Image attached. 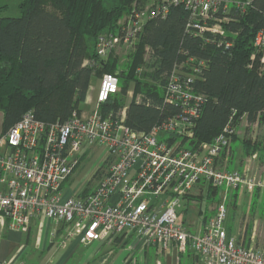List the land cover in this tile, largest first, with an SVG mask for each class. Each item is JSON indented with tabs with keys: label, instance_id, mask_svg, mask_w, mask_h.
Listing matches in <instances>:
<instances>
[{
	"label": "built area",
	"instance_id": "built-area-1",
	"mask_svg": "<svg viewBox=\"0 0 264 264\" xmlns=\"http://www.w3.org/2000/svg\"><path fill=\"white\" fill-rule=\"evenodd\" d=\"M252 0H161L146 8H134L127 23L115 32L98 37L96 55L111 56L120 43L132 47L146 24L165 18L171 7L189 13L187 31L204 44L229 49L225 37L233 6L241 12ZM209 34L211 37L206 36ZM264 46V33L255 46ZM254 59V56L253 58ZM197 64V66H194ZM84 65H91L86 60ZM192 66L194 74L183 71ZM205 61L188 57L170 76L164 90L165 103L180 107V114L139 135L125 125L126 109L114 119L105 117L101 105L120 92L117 75L104 74L94 110L83 117L74 110L64 122L45 123L33 113L0 136V214L11 228L24 230L34 220L48 219L67 225L69 239L84 245L102 243L115 237L132 239L143 249L175 245L180 253L189 249L203 264H264V250L246 248L230 237L225 228L229 192L238 188L264 189L238 171L219 167L218 159L231 154L237 112L212 143L193 150L183 140L193 137L206 97L196 93L194 82ZM175 140L169 142V139ZM101 150L99 170L105 168L96 188L84 198L65 194V184L74 176L89 153ZM207 183L216 192L215 213L201 234H192L180 222L178 208L196 186ZM0 264H23L0 263Z\"/></svg>",
	"mask_w": 264,
	"mask_h": 264
},
{
	"label": "trees",
	"instance_id": "trees-1",
	"mask_svg": "<svg viewBox=\"0 0 264 264\" xmlns=\"http://www.w3.org/2000/svg\"><path fill=\"white\" fill-rule=\"evenodd\" d=\"M19 1L20 17H0L3 133L29 112L45 123L66 121L74 110L80 113L92 79L112 74L119 78L120 92L101 105V113L116 119L133 87L125 125L139 135L149 134L155 126L180 114L179 106L165 103L164 90L170 76L188 57L206 63L194 82L196 93L204 95L206 103L193 137L188 143L184 139V144L199 150L202 144L212 143L233 111L237 112V130L244 119L264 127V71H259V59L264 54L255 46L257 37L264 33V0H252L245 12L232 7L228 14L231 22L224 28L235 37L218 36V40L232 43L229 49L204 44V38L188 33L189 13L183 7H171L165 18L146 24L124 70L119 69L117 58H97L98 37L115 32L125 15L148 0ZM146 48L149 53L144 61ZM253 55L256 62L251 68ZM86 60L91 65L85 66ZM139 68L144 69L139 72ZM243 149L246 156L264 155V137L244 141ZM91 192L86 188L78 196L84 198Z\"/></svg>",
	"mask_w": 264,
	"mask_h": 264
},
{
	"label": "crops",
	"instance_id": "crops-1",
	"mask_svg": "<svg viewBox=\"0 0 264 264\" xmlns=\"http://www.w3.org/2000/svg\"><path fill=\"white\" fill-rule=\"evenodd\" d=\"M100 79H97L98 85L92 96L88 92L85 103L80 105V114L83 117H88L94 110ZM128 96L130 101L126 102L124 108L126 110L133 98V87H131ZM89 104L92 105L91 108L84 111L82 106ZM3 120L4 114L0 110L2 128ZM238 140L233 143V151L229 156L222 155L218 159L219 167L242 174L248 173L253 178L257 177L259 182H264V155L258 152L246 156L243 144L240 142L241 140ZM234 144H236L235 147ZM74 177L70 182L71 185ZM78 190L80 187L73 193L65 189V194L69 197L75 195ZM216 195L209 184L201 183L183 198L180 207L184 204L187 207V212L189 210L195 212L193 217L189 216L190 224L186 226L192 234H201L206 230L218 204ZM250 198L253 200L251 203H249ZM193 205H198L199 209L193 208L195 207ZM263 207L264 189L262 188H255L252 193L247 192L244 188L229 192V215L225 228L228 235L233 237L239 245L246 248L253 247L259 251L264 250V220L260 212L262 209L264 210ZM178 215L180 219L181 216L179 213ZM187 219L185 220L184 217L185 221ZM67 228L65 224L57 225L44 218L32 221L24 230H16L11 228L6 218L0 214V263L203 264L193 252L182 255L175 245L166 248L153 245L142 250L138 248L130 251L125 247L128 240L123 237L84 245L80 242L79 237L69 239Z\"/></svg>",
	"mask_w": 264,
	"mask_h": 264
},
{
	"label": "rangeland",
	"instance_id": "rangeland-1",
	"mask_svg": "<svg viewBox=\"0 0 264 264\" xmlns=\"http://www.w3.org/2000/svg\"><path fill=\"white\" fill-rule=\"evenodd\" d=\"M161 0H148L146 4H144L142 7H146L149 8L157 3H159ZM21 16V11H20V1L19 0H0V17L1 18H18ZM128 16L129 15H125L119 22L118 24H125L127 23L128 20ZM225 37H235L234 35L229 34L228 32L224 33ZM139 41L135 42L133 44L132 47H126L125 44L120 43L118 45V48L116 49V51L111 55V58H117L119 60L118 64H119V69L120 70H124V66L130 62V56L136 51V47L138 45ZM257 50H259L262 54H264V46H260V47H256ZM149 50L146 48L145 50V54H144V61L147 60L148 58V52ZM254 56V59H252ZM251 57L250 61V67L253 68L254 67V63L256 62V57L255 55H253ZM260 61V72L264 71V57H261L259 59ZM188 66H184L183 71L187 74H194L193 70L186 68ZM144 68H139V72H141V70ZM98 85V80L96 78L92 79L91 85H90V95L92 96V94L95 92L96 88ZM127 101L129 102V96H127ZM92 105H83L82 108L84 111H88L91 108ZM3 133V128H2V123L0 121V136ZM264 137V127H259L257 123L250 125L248 124L247 120L244 119L241 121V123L239 124V128H238V133H237V140L240 141L242 144H244V141L246 140H250V141H257L258 139H263ZM236 144H234L235 147ZM239 145V144H238ZM232 151V150H231ZM103 153L101 150H98L97 152L94 153H89L85 156L84 158V162L81 165V168L78 169V171L74 174L77 175L74 177V181L71 185V183L65 184V189H67L70 193L75 192L79 187H80V191L83 189H90L91 191H93L97 184L99 183V181L102 178V175H100L99 173L101 171H99V166H103L105 167V165L101 162L103 159ZM105 168L102 169V173H104ZM248 178L254 179L256 178V182H258V178L254 176L251 177V174L246 173L245 174ZM71 185V186H70ZM247 192L252 193V191H249L248 188H244ZM253 202V200L250 198L249 203ZM197 210L199 209L197 206L198 205H193ZM264 208V207H263ZM262 214V218L264 220V210L262 209L261 211ZM178 213L180 214L181 218H180V222L184 223L185 226H188L190 224L189 219L190 217H193V215H195L194 210H189V212H187V207L182 204V206L180 208H178ZM229 215V213H228ZM190 216V217H189ZM187 219V221L184 220ZM228 219V218H227ZM132 239H128V242L125 244V247L128 250H136L139 248V250H142V246L139 243H132ZM192 250L189 249L186 253H181L182 255H188L191 254ZM190 256V255H189ZM192 257V256H191Z\"/></svg>",
	"mask_w": 264,
	"mask_h": 264
}]
</instances>
